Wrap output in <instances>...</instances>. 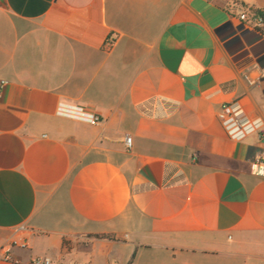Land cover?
Here are the masks:
<instances>
[{
  "label": "crops",
  "instance_id": "obj_1",
  "mask_svg": "<svg viewBox=\"0 0 264 264\" xmlns=\"http://www.w3.org/2000/svg\"><path fill=\"white\" fill-rule=\"evenodd\" d=\"M253 11L264 0H0V264H264ZM233 101L263 121L242 141L217 119Z\"/></svg>",
  "mask_w": 264,
  "mask_h": 264
},
{
  "label": "built area",
  "instance_id": "obj_2",
  "mask_svg": "<svg viewBox=\"0 0 264 264\" xmlns=\"http://www.w3.org/2000/svg\"><path fill=\"white\" fill-rule=\"evenodd\" d=\"M241 19L245 21L243 28L247 31H254L256 28L264 26V18L259 15L252 16L251 18H247L246 15H241ZM245 79L251 86L256 83L249 75H246ZM57 112L59 115L80 120L91 125H97L101 121L98 115L83 107L60 106ZM217 119L227 137L233 141H242L250 134L258 132L263 126L262 119L249 117L239 101L222 105L217 112ZM126 144L129 148L131 147V138H126ZM254 168L258 175H264V167L259 161L254 163ZM32 264L51 263L49 259H37Z\"/></svg>",
  "mask_w": 264,
  "mask_h": 264
},
{
  "label": "trees",
  "instance_id": "obj_3",
  "mask_svg": "<svg viewBox=\"0 0 264 264\" xmlns=\"http://www.w3.org/2000/svg\"><path fill=\"white\" fill-rule=\"evenodd\" d=\"M256 15L262 16L264 18V12H262V11H253L252 16H256ZM96 238L112 240V239H114V236H112V235H97ZM129 264H131V262Z\"/></svg>",
  "mask_w": 264,
  "mask_h": 264
}]
</instances>
